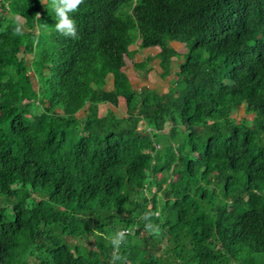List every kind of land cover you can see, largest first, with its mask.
<instances>
[{
    "label": "trees",
    "instance_id": "obj_1",
    "mask_svg": "<svg viewBox=\"0 0 264 264\" xmlns=\"http://www.w3.org/2000/svg\"><path fill=\"white\" fill-rule=\"evenodd\" d=\"M49 5L0 0V264H109L96 231L124 228L128 264H264V0H84L77 39ZM140 32L162 77L182 55L158 95L115 65Z\"/></svg>",
    "mask_w": 264,
    "mask_h": 264
},
{
    "label": "rangeland",
    "instance_id": "obj_2",
    "mask_svg": "<svg viewBox=\"0 0 264 264\" xmlns=\"http://www.w3.org/2000/svg\"><path fill=\"white\" fill-rule=\"evenodd\" d=\"M8 16L12 17V14L9 12ZM20 19V18H19ZM23 21L20 19V22ZM146 33L140 32L139 39L132 44L129 48L133 52V57L132 59H122L118 58L115 61V65L117 68L121 69L124 71L131 82V85L133 89L139 93V94H144L145 91L150 90L153 92V94L158 95L160 93L165 92L170 85H173L179 79L181 78V75L177 74V63L182 61V55H180L179 59H173L172 62L170 63V74L167 75L166 77L161 76L162 69L160 67V61L157 57H155L156 53L158 52L159 48L158 47H151V48H145V49H140L139 48V41L142 38H145ZM171 46L174 48L182 51L181 45L177 42H171ZM25 57V60L27 63H29L32 59L31 54H22ZM148 58H151L148 61ZM180 60V61H179ZM145 68H140L138 65H141L145 63ZM29 74L31 76L32 83L35 88L38 86L37 79L32 71H29ZM105 89H112V80L111 76H108L106 78V84H105ZM29 110L36 114L40 111V106L37 104H31L29 105ZM99 114L103 115L107 112H112L116 118H123L126 115L125 111V104L124 100L122 98H119L118 105L114 106L110 103H103L99 105ZM85 114V109L80 110L79 112L76 113V117L81 118ZM231 118L233 119L234 122H239L240 120H245L248 124H251L255 116L253 114H245L243 107L238 106L234 112L230 113ZM168 123H164V129H166ZM145 127L143 124L138 122V128H143ZM162 145H158L157 147H161ZM216 181H213L212 186L217 187V193L219 196H222L221 194V184H215ZM219 183V182H218ZM196 186V185H195ZM68 242H71L72 244L79 243L81 245H84L87 240L82 239V238H67ZM164 247V246H163Z\"/></svg>",
    "mask_w": 264,
    "mask_h": 264
},
{
    "label": "clouds",
    "instance_id": "obj_3",
    "mask_svg": "<svg viewBox=\"0 0 264 264\" xmlns=\"http://www.w3.org/2000/svg\"><path fill=\"white\" fill-rule=\"evenodd\" d=\"M83 3L84 0H50L49 6L54 12L56 18L55 30L59 34L72 39L78 38L77 25L74 19L71 18L70 14L78 11L80 5ZM36 15L38 17L39 13ZM15 34L23 35L19 27L15 29ZM145 196L150 198L148 192H145ZM159 215V211H148L139 217L140 220L145 222L144 229L150 235L160 234L159 224L153 223V218H158ZM96 235L101 239L106 240L113 249L109 264H128L127 258L121 254L120 249L122 245L128 243V237L133 235L132 230L127 228L118 229L111 234H105L97 230Z\"/></svg>",
    "mask_w": 264,
    "mask_h": 264
}]
</instances>
